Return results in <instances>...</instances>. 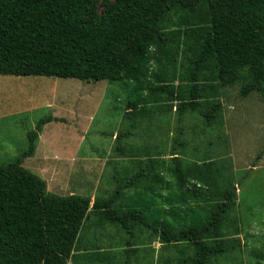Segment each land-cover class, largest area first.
<instances>
[{
	"label": "rangeland",
	"instance_id": "1",
	"mask_svg": "<svg viewBox=\"0 0 264 264\" xmlns=\"http://www.w3.org/2000/svg\"><path fill=\"white\" fill-rule=\"evenodd\" d=\"M113 2H99L93 13L102 15ZM208 23L205 5L167 13L160 22L165 41L148 50L137 86L124 76L87 83L0 75V165L27 150L26 133L40 119H60L42 127L34 155L22 164L45 182L48 194L91 202L116 195V212L148 208L159 228L178 233L205 222L223 193L233 190L221 231L233 249L211 264H264V86L241 97L249 82L245 72L222 87L211 60L204 62L200 110L220 105L210 127L200 113L187 112L179 121L176 98L148 95L149 86H167L174 97L188 91ZM140 97L149 103L129 116V103ZM130 181L134 186L119 188ZM131 230L127 246L125 231L89 210L75 250L86 242L95 264L103 255L105 264H186L193 257L189 245L162 244L140 226Z\"/></svg>",
	"mask_w": 264,
	"mask_h": 264
},
{
	"label": "trees",
	"instance_id": "2",
	"mask_svg": "<svg viewBox=\"0 0 264 264\" xmlns=\"http://www.w3.org/2000/svg\"><path fill=\"white\" fill-rule=\"evenodd\" d=\"M103 0H0V75L72 79L113 83L124 76L139 82L151 46L164 42L162 18L173 10L195 11L205 5L209 23L202 32L191 85L174 95L167 86H149L148 95L176 98L178 120L187 112L200 113L210 127L220 112L215 104L200 110L203 89L198 72L211 60L220 86L244 79L241 97L264 86V0H114L102 15L93 13ZM145 97L129 103V116L143 112ZM60 119L38 121L26 133L27 150L14 162L0 165V264H67L89 210L129 236L140 226L165 245H189L194 254L186 264H211L233 249L221 236L234 201L233 190L223 193L205 222L178 233L159 228L148 208L118 213L113 198L93 202L88 197L57 196L46 192L45 182L23 168L35 153L42 127ZM134 186L133 181L128 183ZM128 186H120L127 188ZM117 197V196H116ZM128 242V244H129Z\"/></svg>",
	"mask_w": 264,
	"mask_h": 264
},
{
	"label": "crops",
	"instance_id": "3",
	"mask_svg": "<svg viewBox=\"0 0 264 264\" xmlns=\"http://www.w3.org/2000/svg\"><path fill=\"white\" fill-rule=\"evenodd\" d=\"M136 178H138V176L136 177ZM128 187H130V186H128ZM132 187V186H131ZM119 188H120V186H119ZM118 188V189H119ZM96 213V212H95ZM89 214V213H88ZM99 216L101 217V219L103 220V218H102V216L99 214ZM87 217V216H86ZM86 219V218H85ZM104 221V220H103ZM84 222V221H83ZM110 224V223H109ZM82 225H83V223H82ZM111 225H113V224H111ZM116 226H118V225H116ZM82 227V226H81ZM123 230V229H122ZM124 231V230H123ZM132 231V230H131ZM133 234V233H132ZM79 235V234H78ZM153 235H155V234H153ZM156 236V235H155ZM129 237V236H128ZM132 239H133V236H132V238H131V241L129 242V239H128V241H127V246H130V244H131V242H132ZM78 241V237H77V240H76V242ZM128 242H129V244H128ZM80 243V246H79V248H77L76 250H75V246H76V244L77 243H75V245H74V249H73V252H72V255H71V258H70V260L68 261V263L67 264H69L70 262H71V264H95L96 263V260H94L93 261V259H91L88 255H86L87 253H88V244L86 243V242H82V241H80L79 242ZM125 253H126V255L128 256V254H129V251H125ZM106 260H107V258L105 257V255H103L98 261H99V263L100 264H105L106 263Z\"/></svg>",
	"mask_w": 264,
	"mask_h": 264
}]
</instances>
